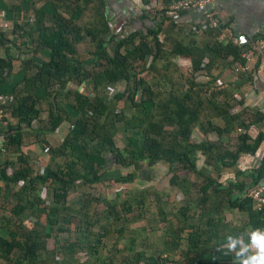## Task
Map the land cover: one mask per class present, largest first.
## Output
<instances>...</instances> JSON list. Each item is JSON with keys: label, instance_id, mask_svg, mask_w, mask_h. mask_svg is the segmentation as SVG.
<instances>
[{"label": "crops", "instance_id": "obj_1", "mask_svg": "<svg viewBox=\"0 0 264 264\" xmlns=\"http://www.w3.org/2000/svg\"><path fill=\"white\" fill-rule=\"evenodd\" d=\"M2 1L11 4L18 0ZM178 1L181 0H148L145 4L143 0H105L104 13L110 20L112 33L123 37L143 26H153L156 14L159 20L164 19L160 26L161 55L145 77L148 84L154 83L151 87L157 96L156 103L173 91L171 84L187 89L192 81L188 76L194 59L200 60L203 70L195 83L202 87L197 97L203 99V104L201 116L192 128L191 143L216 144L220 154L226 151L233 154L242 145L254 151H242L233 164H227L228 159L223 160L226 164H208L204 154L196 151L191 155L192 171L183 169L181 164L171 168L165 161L152 166L139 162L130 168L108 165L95 183L100 203L93 208V233L82 231L78 225L69 230L64 224L59 232L61 258L55 261L53 251L42 244L38 250L39 264H154L163 257L184 264H243L248 256L257 253L251 247L252 233H264V210L238 204L254 186L253 172L264 163V59L257 58L243 70L245 62L234 55L240 46L232 41L238 35L264 38V0H215L212 9L217 27H211L196 12L166 14ZM142 15L149 20H139ZM92 17L85 9L79 19ZM21 18L17 19L19 23ZM10 25L11 20L0 8V34L17 39V35L11 34ZM228 45L231 48L227 49ZM81 47L77 45V51ZM173 49L180 51L174 54ZM27 53L24 44L12 47V76L4 79L11 80L20 70ZM3 55L5 48L0 45V57ZM37 55L47 62L41 52ZM149 61L151 57L147 64ZM237 64L242 68H237ZM124 87L120 84L116 88L122 91ZM235 108L239 111L235 112ZM152 112L158 113L159 109ZM123 114L124 126L129 130L133 112L127 109ZM47 116L48 109L43 106L32 129L41 128ZM253 120L254 124L248 123ZM16 121L9 116L2 126ZM242 121L248 123L246 129ZM208 122L211 126L208 125L206 132ZM164 129L172 127L164 125ZM238 129L245 132L238 133ZM67 131L68 123L64 122L47 134L49 145L58 146ZM258 138H261L259 142ZM19 155L28 158L34 176L44 174L53 165L50 156L29 135L24 137L19 153L8 154L6 149V154L0 156V237L8 240L21 226L33 231L40 225L42 234L47 235L43 240L46 243L53 240L54 228L58 229L48 223L49 210L44 209L53 206L51 189L38 186L34 192H25L23 184L7 181L20 170ZM74 184L70 192L83 194L79 181ZM257 186L264 187V166ZM38 196L44 205H36ZM75 205L82 210L80 202ZM98 206L101 212L95 213ZM85 217L82 213L81 219ZM0 264L8 263L2 260Z\"/></svg>", "mask_w": 264, "mask_h": 264}, {"label": "trees", "instance_id": "obj_2", "mask_svg": "<svg viewBox=\"0 0 264 264\" xmlns=\"http://www.w3.org/2000/svg\"><path fill=\"white\" fill-rule=\"evenodd\" d=\"M17 2L5 4L0 0V8L11 20V34L17 35V39H10L0 34V45L5 48V55L0 57V95L14 96L8 113L17 119L16 123L6 127L0 125V134L4 136L8 154L20 152L26 135L33 137L41 150L50 156L53 165L47 167L44 174L34 176L28 158L19 155L20 170L7 181L23 184L25 192H34L38 186L51 189L53 206L44 209L49 210L47 221L58 226L57 231L62 232V226L70 222L69 215L62 213L68 212L67 197L75 188L74 183L79 181L82 186L98 183L101 170L108 165L130 168L139 162L152 166L157 161H165L171 168L181 164L183 169L192 171L191 155L196 151L204 154L208 164H226L224 159H228L227 164H233L242 151H254L242 145L233 154L230 151L220 154L216 144L190 142L203 104V99L197 97L202 87L195 83L196 76L203 70L199 59H194L188 76L192 81L188 82L187 89L171 84L173 91L156 103L157 96L151 87L154 83L148 84L145 77L161 55L160 26L164 19L159 20L157 14L153 26H143L123 37L113 34L110 29V20L104 13L107 9L105 0ZM143 3L147 4L148 0ZM85 9L93 17L81 21L79 16ZM19 18L22 23L17 21ZM146 19L149 20L143 15L139 18L141 21ZM83 43H87L89 49L77 51V45ZM22 44L28 50L26 59L20 70L7 81L5 76H12L10 51L13 46ZM244 49H235L234 55L240 57ZM178 51L173 49L172 52L178 54ZM40 52L47 62L40 60L37 55ZM149 57L151 61L147 64ZM139 67L141 72H136ZM120 84L125 85L122 91L116 88ZM43 106L48 109V116L42 127L34 130L31 125L38 120ZM127 109L133 112L129 130L124 126L123 110ZM153 109H159V112L153 113ZM64 122L68 123L67 134L58 146L51 147L46 135ZM242 122L246 129V122ZM121 123L124 130L131 133L126 136V145L119 149L113 137ZM164 125L172 129H164ZM208 125L211 123L208 122L206 132ZM256 141L254 139L257 145ZM263 166L264 163L253 172L254 186L250 189L257 186ZM126 178L131 176L123 180ZM242 203L253 207L249 198L240 199L238 206ZM36 205H44L39 196ZM19 228L20 231L10 234L8 240L0 237V258L14 264H39L38 250L47 235L42 234L40 225L33 231L23 226ZM15 252L19 253L18 258L13 257ZM53 253L57 261L56 251Z\"/></svg>", "mask_w": 264, "mask_h": 264}, {"label": "built area", "instance_id": "obj_3", "mask_svg": "<svg viewBox=\"0 0 264 264\" xmlns=\"http://www.w3.org/2000/svg\"><path fill=\"white\" fill-rule=\"evenodd\" d=\"M215 0H181L169 7L166 14L173 16L175 13L180 11H191L201 14L205 20L211 25V27H217V21L214 17V12L212 5ZM7 28V27H6ZM234 44L244 47L245 49L241 52L240 58L244 60L245 67L242 68L240 64H237L239 69H247V65L257 58L264 59V38L262 37H247L246 35H238L232 41ZM14 102V96L12 95H0V125L6 123V119L9 117L10 105ZM239 109L235 108V112ZM244 132L242 129H238V133ZM6 154V149L4 146V138L0 139V156ZM42 175V174H40ZM245 198H249L253 201V207L256 211H261L264 209V187L255 186L254 188L248 190L244 195ZM56 249V260L61 258L62 247L60 241H57ZM61 247V249H60ZM138 264H149L146 262H140ZM154 264H184L177 259H170L163 257L161 260Z\"/></svg>", "mask_w": 264, "mask_h": 264}, {"label": "rangeland", "instance_id": "obj_4", "mask_svg": "<svg viewBox=\"0 0 264 264\" xmlns=\"http://www.w3.org/2000/svg\"><path fill=\"white\" fill-rule=\"evenodd\" d=\"M29 21L30 22L32 21L31 17L29 18ZM78 25H80V23H78ZM88 49H89V46L87 45V43H83L82 47L80 48V51L86 52ZM140 68L141 67L135 69V71L137 72L139 70L141 72ZM120 107H121V103H120ZM122 125H123L122 123L119 125V128L113 137L114 144L119 149H122L126 145V136L131 133V131H125ZM79 187L84 190L83 194L78 195V193L72 194V192H70L68 194V197H67L68 212L62 213V215H64V216H66L67 214L69 215L70 222H68V224L65 225V227L66 226L69 227V230L75 229V227L78 225L80 228L84 229L82 231H84V232L88 231L90 234V233H93V231H94L93 227H92V224L94 221V219H93L94 209L93 208H94V206H97L100 203L99 202V195L100 194L98 191H95V189H98V186L96 184L85 185V186L79 185ZM78 202H80V204H81L80 206H81L82 210L78 209V207L75 205V203H78ZM103 206H105V205H103ZM107 206L108 205L106 204V207ZM100 208L101 207L98 206L97 211H95V213L99 212L101 210ZM89 210H91V211H89ZM107 212L108 211H104L105 214H107ZM82 213H85L86 217L81 219ZM52 234H53L52 235L53 240L50 239L46 243H45V241L44 242L42 241L41 244H43V245L45 244V247H48L49 251H56L55 246H57V244H56L57 241L60 240L61 233H59V231H57L56 227H55ZM61 246H62V244H61ZM60 249H61V247H60ZM18 255H19V253L15 252L13 257L18 258ZM2 260H4V259L0 258V262ZM8 264H13V263H8ZM23 264H25V263H23Z\"/></svg>", "mask_w": 264, "mask_h": 264}, {"label": "clouds", "instance_id": "obj_5", "mask_svg": "<svg viewBox=\"0 0 264 264\" xmlns=\"http://www.w3.org/2000/svg\"><path fill=\"white\" fill-rule=\"evenodd\" d=\"M257 250L255 255L248 256L243 264H264V233L254 232L252 233V245ZM245 252L248 249L244 250Z\"/></svg>", "mask_w": 264, "mask_h": 264}]
</instances>
